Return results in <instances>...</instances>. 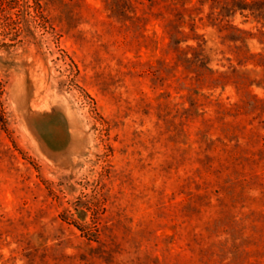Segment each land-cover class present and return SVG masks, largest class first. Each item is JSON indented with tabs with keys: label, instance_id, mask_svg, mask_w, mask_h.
Here are the masks:
<instances>
[{
	"label": "rangeland",
	"instance_id": "obj_1",
	"mask_svg": "<svg viewBox=\"0 0 264 264\" xmlns=\"http://www.w3.org/2000/svg\"><path fill=\"white\" fill-rule=\"evenodd\" d=\"M230 1L5 4L0 264H264V28Z\"/></svg>",
	"mask_w": 264,
	"mask_h": 264
},
{
	"label": "trees",
	"instance_id": "obj_2",
	"mask_svg": "<svg viewBox=\"0 0 264 264\" xmlns=\"http://www.w3.org/2000/svg\"><path fill=\"white\" fill-rule=\"evenodd\" d=\"M26 2L27 0H0V12L4 11L5 4L8 7H12L28 4ZM33 2L36 11L38 13H42L40 9L39 0H33ZM228 8V12H230V14H234L236 11H239L241 13L244 11L242 15L246 17L251 16L252 20L259 24V30H262L264 28V0H232L230 1ZM6 18H8V16H6ZM253 64L261 66V70L263 72L264 77V55H260L253 62Z\"/></svg>",
	"mask_w": 264,
	"mask_h": 264
}]
</instances>
